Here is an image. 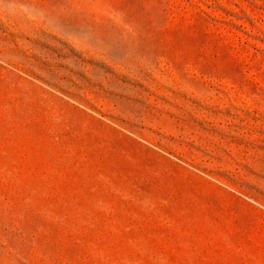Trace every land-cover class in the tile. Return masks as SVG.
Here are the masks:
<instances>
[{
	"label": "rangeland",
	"instance_id": "1",
	"mask_svg": "<svg viewBox=\"0 0 264 264\" xmlns=\"http://www.w3.org/2000/svg\"><path fill=\"white\" fill-rule=\"evenodd\" d=\"M0 264H264V0H0Z\"/></svg>",
	"mask_w": 264,
	"mask_h": 264
}]
</instances>
